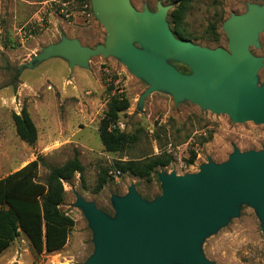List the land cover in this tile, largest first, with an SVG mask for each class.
I'll list each match as a JSON object with an SVG mask.
<instances>
[{"label": "rangeland", "instance_id": "obj_1", "mask_svg": "<svg viewBox=\"0 0 264 264\" xmlns=\"http://www.w3.org/2000/svg\"><path fill=\"white\" fill-rule=\"evenodd\" d=\"M130 1L140 11L156 12L159 4L169 6L167 20L175 8L169 0ZM263 4L264 0H190L184 26L193 39L187 40L228 49L224 23ZM211 25L219 35L217 40ZM106 34L91 0H0V178L38 157L41 182L51 167L64 165L76 153L84 167L83 176L76 173L64 182L61 209L73 220L64 248L37 253L21 233L0 255V264L84 263L95 253L96 244L88 219L75 206L78 195L114 217L113 197L126 196L131 186L141 198L151 201L162 193L161 173H194L210 161L227 160L235 151L264 149L263 123L235 121L227 113H215L187 99L175 102L172 93L165 90L144 95L149 81L132 73L120 57L92 56L87 66L76 65L72 70L61 56L33 60L64 37L96 47L105 44ZM249 51L262 59L255 79V84L262 86L264 30ZM168 62L183 73L191 72L181 62ZM114 96H124L130 106L111 126L124 134L123 148L108 151L99 127ZM24 107L38 130L33 146L20 139L12 118ZM193 152L196 157L188 164ZM160 156L171 158L170 162L147 178L121 173L116 167ZM200 248L215 264H264V228L258 210L241 204L238 214L209 233Z\"/></svg>", "mask_w": 264, "mask_h": 264}, {"label": "water", "instance_id": "obj_2", "mask_svg": "<svg viewBox=\"0 0 264 264\" xmlns=\"http://www.w3.org/2000/svg\"><path fill=\"white\" fill-rule=\"evenodd\" d=\"M91 4L107 31L105 44L83 46L64 37L33 60L61 56L72 70L87 66L92 56H117L149 81L144 95L165 90L175 102L187 99L235 121L264 124V84H255L262 59L249 51L264 30V4L224 23L228 49L177 37L167 20L169 6L159 4L151 12L137 10L130 0ZM168 60L185 64L191 72L179 71ZM160 180L162 193L151 201L141 198L134 186L126 196H114V217L77 196L75 206L88 219L96 244L93 256L81 264H215L205 258L201 242L244 203L258 210L264 228V149L235 151L194 173H161Z\"/></svg>", "mask_w": 264, "mask_h": 264}, {"label": "trees", "instance_id": "obj_3", "mask_svg": "<svg viewBox=\"0 0 264 264\" xmlns=\"http://www.w3.org/2000/svg\"><path fill=\"white\" fill-rule=\"evenodd\" d=\"M175 8L168 15V22L174 34L182 39H193L184 26L185 13L190 0H169ZM215 40L219 39L214 25H211ZM182 71L183 68H182ZM130 104L124 96H114L108 103V109L101 121L99 132L101 141L108 151L123 148L125 136L116 124L121 112ZM16 132L20 139L33 146L38 139L37 127L24 107L20 114L12 115ZM196 154L193 152L191 164ZM169 157H157L145 162L130 160L118 163L121 173H132L140 178H147L157 168L168 165ZM40 158L30 161L23 167L0 178V255L24 233L37 253L55 252L66 245L72 229L73 220L61 209L66 191L64 182L76 173L84 174V167L76 153L73 159L62 166H53L45 178L38 180Z\"/></svg>", "mask_w": 264, "mask_h": 264}]
</instances>
